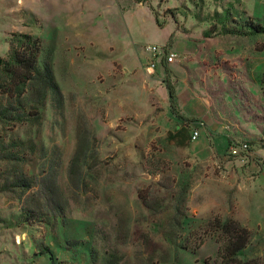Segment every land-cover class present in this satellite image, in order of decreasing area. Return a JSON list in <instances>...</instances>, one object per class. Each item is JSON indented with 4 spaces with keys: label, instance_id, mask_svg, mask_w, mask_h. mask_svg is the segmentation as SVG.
<instances>
[{
    "label": "rangeland",
    "instance_id": "374dc122",
    "mask_svg": "<svg viewBox=\"0 0 264 264\" xmlns=\"http://www.w3.org/2000/svg\"><path fill=\"white\" fill-rule=\"evenodd\" d=\"M14 33L52 86L0 119V264H224L216 216L264 264V0H0Z\"/></svg>",
    "mask_w": 264,
    "mask_h": 264
},
{
    "label": "trees",
    "instance_id": "16d2710c",
    "mask_svg": "<svg viewBox=\"0 0 264 264\" xmlns=\"http://www.w3.org/2000/svg\"><path fill=\"white\" fill-rule=\"evenodd\" d=\"M40 53L41 44L38 39L29 34H12L7 56L0 57V95L5 96L9 101H13L15 106H10V108L0 106V119L7 118L14 124L21 122L23 119L21 111L25 109L22 100L27 95L30 85L41 79L44 84V90L41 93L42 98H44L46 90L52 86L49 73H42L38 67ZM169 97L173 102L175 93L170 88ZM84 140L87 142V139ZM85 152L86 144L80 136L70 162V175L72 177L80 169ZM11 181L10 183L14 187H22L26 190L32 187L22 169H15ZM29 213L27 211V214ZM206 227V233L219 234L221 242L219 251L224 264H261V260L258 259L245 262L237 259L238 255L249 246L252 235L239 221L234 219L222 220L216 216Z\"/></svg>",
    "mask_w": 264,
    "mask_h": 264
},
{
    "label": "built area",
    "instance_id": "2783aa9c",
    "mask_svg": "<svg viewBox=\"0 0 264 264\" xmlns=\"http://www.w3.org/2000/svg\"><path fill=\"white\" fill-rule=\"evenodd\" d=\"M155 54H158V52L155 50ZM174 54H170L168 57H167V61L168 62H172L173 60H174ZM153 68H155V66L154 65H152V66H150L149 68H148V71L149 72H152V70H153ZM199 138V132L197 131V130H195L194 132H193V134H192V139L193 140H197ZM245 148L247 147V146H244ZM232 153L234 154V155H236L237 153H238V150L237 149H234L233 151H232Z\"/></svg>",
    "mask_w": 264,
    "mask_h": 264
}]
</instances>
